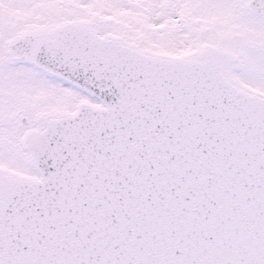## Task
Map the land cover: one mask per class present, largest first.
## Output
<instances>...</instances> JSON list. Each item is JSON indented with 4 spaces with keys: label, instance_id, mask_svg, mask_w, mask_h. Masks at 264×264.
Listing matches in <instances>:
<instances>
[{
    "label": "snow or ice",
    "instance_id": "6c2138e0",
    "mask_svg": "<svg viewBox=\"0 0 264 264\" xmlns=\"http://www.w3.org/2000/svg\"><path fill=\"white\" fill-rule=\"evenodd\" d=\"M0 264H264V0H0Z\"/></svg>",
    "mask_w": 264,
    "mask_h": 264
}]
</instances>
